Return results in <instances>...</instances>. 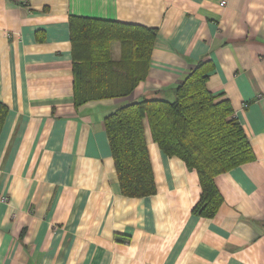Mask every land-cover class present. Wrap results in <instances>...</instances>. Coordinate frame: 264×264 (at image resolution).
Segmentation results:
<instances>
[{
    "label": "crops",
    "instance_id": "0c3cea01",
    "mask_svg": "<svg viewBox=\"0 0 264 264\" xmlns=\"http://www.w3.org/2000/svg\"><path fill=\"white\" fill-rule=\"evenodd\" d=\"M71 15L157 28L128 95L75 105ZM200 60L254 155L214 177L223 202L210 218L191 211L196 171L147 126L156 192L122 195L103 122L133 101L173 100ZM0 102V264H264V0H0Z\"/></svg>",
    "mask_w": 264,
    "mask_h": 264
},
{
    "label": "trees",
    "instance_id": "16d2710c",
    "mask_svg": "<svg viewBox=\"0 0 264 264\" xmlns=\"http://www.w3.org/2000/svg\"><path fill=\"white\" fill-rule=\"evenodd\" d=\"M76 106L128 95L148 73L156 27L80 15L69 17ZM120 54L112 57V43ZM212 63L200 60L174 88V99L151 98L117 107L103 118L120 192H156L145 127L167 156L196 171L200 195L192 213L210 218L223 202L214 177L254 159L226 98L206 86ZM7 106L0 102V131Z\"/></svg>",
    "mask_w": 264,
    "mask_h": 264
}]
</instances>
